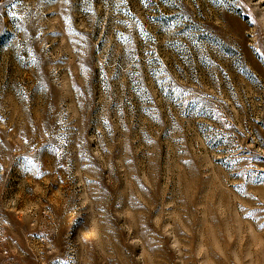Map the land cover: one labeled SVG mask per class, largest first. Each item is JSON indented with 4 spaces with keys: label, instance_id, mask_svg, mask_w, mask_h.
<instances>
[{
    "label": "rangeland",
    "instance_id": "1",
    "mask_svg": "<svg viewBox=\"0 0 264 264\" xmlns=\"http://www.w3.org/2000/svg\"><path fill=\"white\" fill-rule=\"evenodd\" d=\"M0 264H264V0H0Z\"/></svg>",
    "mask_w": 264,
    "mask_h": 264
}]
</instances>
